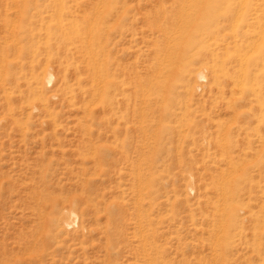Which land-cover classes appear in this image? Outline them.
I'll use <instances>...</instances> for the list:
<instances>
[{"label": "rangeland", "instance_id": "obj_1", "mask_svg": "<svg viewBox=\"0 0 264 264\" xmlns=\"http://www.w3.org/2000/svg\"><path fill=\"white\" fill-rule=\"evenodd\" d=\"M189 1L0 0V264L264 262V0Z\"/></svg>", "mask_w": 264, "mask_h": 264}, {"label": "bare ground", "instance_id": "obj_2", "mask_svg": "<svg viewBox=\"0 0 264 264\" xmlns=\"http://www.w3.org/2000/svg\"><path fill=\"white\" fill-rule=\"evenodd\" d=\"M189 2H192L191 0L189 1ZM193 3H195V2H193ZM197 3V2H196ZM264 4V3H263ZM195 5V4H194ZM243 6V5H242ZM242 6H241V9H242ZM193 8H196V7H193ZM264 8V7H263ZM187 9H188V7H187ZM190 9V8H189ZM195 10V9H194ZM259 10V9H258ZM190 12H191V10H190ZM195 12V11H194ZM236 12H238V11H236ZM264 12V11H263ZM239 13H241V11L239 12ZM188 14V13H187ZM189 17V16H188ZM191 18V17H190ZM236 20H237V18H236ZM189 21V20H188ZM191 21V20H190ZM191 23H193L192 21H191ZM236 24V23H235ZM257 25V24H256ZM73 26V25H72ZM233 26V25H232ZM235 27V26H234ZM253 27V26H252ZM259 28V27H258ZM258 31V30H257ZM257 31H255V32H257ZM258 35H260V34H258ZM234 41H235V39H234ZM236 44V43H235ZM255 44H257V43H255ZM254 45V44H253ZM257 46V45H256ZM256 48V47H255ZM257 50V49H256ZM243 55V54H242ZM249 55V54H248ZM93 56V55H92ZM243 57V56H242ZM241 57V58H242ZM247 57V56H246ZM245 58V57H244ZM188 61V60H187ZM244 61V60H243ZM245 65V64H244ZM242 71H243V69H242ZM245 72V71H244ZM240 73V72H239ZM244 75V74H243ZM206 77V75H205V73H203V72H201V71H199L198 72V78L200 79V80H203L204 78ZM48 78V77H47ZM242 79H243V77H242ZM241 79V80H242ZM49 80H51V77L49 78ZM100 80V79H99ZM199 80V81H200ZM98 82V81H97ZM239 83H241V82H239ZM99 84V83H98ZM97 84V85H98ZM242 84V83H241ZM239 85V84H238ZM104 86V85H103ZM240 86V85H239ZM241 87V86H240ZM242 88V87H241ZM98 90V89H97ZM100 90V89H99ZM253 90V89H252ZM258 90V89H257ZM226 197V196H225ZM224 197V198H225ZM230 198H232V197H230ZM230 198L228 199V202L227 201H223V204H221L222 205V207L221 208H219V209H223L222 210V212H221V214L219 215V220H224V221H226V223L227 224H225V225H227V227H228V225H229V221L230 222H232L233 224H235V226H236V224L237 223H239L242 219H248L249 218V220H253L254 221V219H255V214H254V212H248L247 210H246V208L244 207V206H241L237 201L235 202V201H229L230 200ZM226 199V198H225ZM231 200H233V198L231 199ZM214 203V202H213ZM212 203V204H213ZM221 203H222V201H221ZM260 204V203H259ZM213 207V206H212ZM217 212V211H216ZM219 213V212H218ZM217 213V214H218ZM74 214V213H73ZM74 216V215H73ZM72 216V217H73ZM252 221V222H253ZM255 222V221H254ZM253 222V223H254ZM70 223V222H69ZM218 223H221V222H218ZM67 224V223H66ZM232 224V225H233ZM221 225V224H220ZM223 226V225H222ZM259 226V225H258ZM218 226H216V228H217ZM256 227V226H255ZM254 227V228H255ZM215 228V229H216ZM222 228H225V227H222ZM220 228H218V230H219ZM257 230H259V229H257ZM215 231H217V230H215ZM224 232V231H223ZM221 233V232H220ZM220 233H219V235H220ZM260 233V232H259ZM214 234H216V233H214ZM218 234V233H217ZM223 234V233H222ZM224 235V234H223ZM218 236V235H217ZM220 237V236H219ZM215 238H216V236H215ZM218 238V237H217ZM221 239V238H220ZM259 240V239H258ZM218 244H219V242H218ZM220 250V249H219ZM222 250V249H221ZM252 264H264V262H262V263H252Z\"/></svg>", "mask_w": 264, "mask_h": 264}]
</instances>
